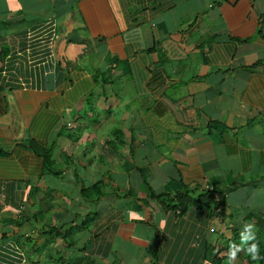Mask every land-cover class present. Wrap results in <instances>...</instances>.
Masks as SVG:
<instances>
[{"label": "crops", "instance_id": "crops-1", "mask_svg": "<svg viewBox=\"0 0 264 264\" xmlns=\"http://www.w3.org/2000/svg\"><path fill=\"white\" fill-rule=\"evenodd\" d=\"M0 87V264L264 251V0H0Z\"/></svg>", "mask_w": 264, "mask_h": 264}, {"label": "trees", "instance_id": "trees-1", "mask_svg": "<svg viewBox=\"0 0 264 264\" xmlns=\"http://www.w3.org/2000/svg\"><path fill=\"white\" fill-rule=\"evenodd\" d=\"M3 92V89L0 87V93ZM45 157V168H49V163ZM101 185L99 183L90 186L89 188L80 189V193L82 196H86L88 193H91V190L94 188H100ZM145 190V195L148 199L154 201L164 212L170 211L175 212L176 210H183L182 205L187 204H201L202 202L209 204L213 201L214 194L212 192H206L201 194L195 199L190 200L187 196L186 192L176 193L173 196H168L166 194H154L149 187L144 183L143 185ZM92 196H86L85 198L89 199ZM254 243L250 241L244 248L247 255V262L250 264L251 262H257L264 256V251L262 249H257L255 251L256 259H253V253L249 251L252 249ZM234 252V245L232 247H224L219 250H215L214 254L211 255L210 264H225L230 259L231 253ZM221 255L220 257L218 255Z\"/></svg>", "mask_w": 264, "mask_h": 264}, {"label": "built area", "instance_id": "built-area-1", "mask_svg": "<svg viewBox=\"0 0 264 264\" xmlns=\"http://www.w3.org/2000/svg\"><path fill=\"white\" fill-rule=\"evenodd\" d=\"M54 25H51L49 30V36L43 40V44L45 45L46 49L51 47L52 39L54 36ZM0 200L3 201V196L0 195ZM7 246L6 254H7V261L9 264H27V259L23 249H21L17 244L10 243Z\"/></svg>", "mask_w": 264, "mask_h": 264}, {"label": "clouds", "instance_id": "clouds-1", "mask_svg": "<svg viewBox=\"0 0 264 264\" xmlns=\"http://www.w3.org/2000/svg\"><path fill=\"white\" fill-rule=\"evenodd\" d=\"M249 251H251L254 254L252 258L256 259V256H255L256 246L253 245L252 249H250ZM234 257H235V253L233 252V253H231L230 258H234ZM205 264H208V262L206 261Z\"/></svg>", "mask_w": 264, "mask_h": 264}, {"label": "rangeland", "instance_id": "rangeland-1", "mask_svg": "<svg viewBox=\"0 0 264 264\" xmlns=\"http://www.w3.org/2000/svg\"><path fill=\"white\" fill-rule=\"evenodd\" d=\"M89 119H91V117H89ZM25 256H26V259L29 261L30 256L28 257L27 253H25Z\"/></svg>", "mask_w": 264, "mask_h": 264}]
</instances>
